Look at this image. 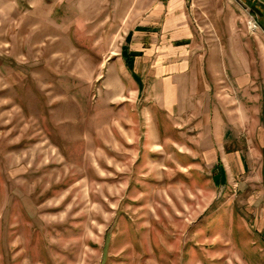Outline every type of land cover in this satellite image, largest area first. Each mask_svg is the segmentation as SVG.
<instances>
[{"label": "rangeland", "instance_id": "obj_1", "mask_svg": "<svg viewBox=\"0 0 264 264\" xmlns=\"http://www.w3.org/2000/svg\"><path fill=\"white\" fill-rule=\"evenodd\" d=\"M155 1L0 0V264H264V184L222 188L196 144L164 143L159 113L152 136L143 47L130 46ZM184 12V55L211 88L199 98L218 86L245 104L232 85L244 73L261 95L264 32L245 1Z\"/></svg>", "mask_w": 264, "mask_h": 264}, {"label": "crops", "instance_id": "obj_2", "mask_svg": "<svg viewBox=\"0 0 264 264\" xmlns=\"http://www.w3.org/2000/svg\"><path fill=\"white\" fill-rule=\"evenodd\" d=\"M244 1L264 32V0ZM136 7L134 4V10ZM184 19V0H156L140 23L138 34L142 43L139 47L130 46L138 50L143 47L134 59V78L148 83L152 136L157 129L155 115L159 113L171 122L170 136L163 137L164 143H178L172 138L180 137L183 144H196L197 148L191 149L192 157L213 166L214 180L222 188L233 184L236 191L237 182L249 179H253L251 185L257 181L264 184V91L253 95L251 75L244 73L235 75L232 85L247 98H243L245 104L254 100L256 104L232 105L231 97L222 100L218 86L213 88L212 101L204 95L199 98L201 92L205 94L211 88L199 78L197 59L192 61L184 55L191 37L182 24ZM132 84L139 93L137 83L132 80ZM227 89L232 90L230 86ZM184 113H188L186 120L178 117L179 122L173 121L176 115ZM261 200L254 221L264 236V197L258 199L259 203Z\"/></svg>", "mask_w": 264, "mask_h": 264}, {"label": "bare ground", "instance_id": "obj_3", "mask_svg": "<svg viewBox=\"0 0 264 264\" xmlns=\"http://www.w3.org/2000/svg\"><path fill=\"white\" fill-rule=\"evenodd\" d=\"M249 24V29H251V31H257L258 30V26L255 23H248Z\"/></svg>", "mask_w": 264, "mask_h": 264}, {"label": "built area", "instance_id": "obj_4", "mask_svg": "<svg viewBox=\"0 0 264 264\" xmlns=\"http://www.w3.org/2000/svg\"><path fill=\"white\" fill-rule=\"evenodd\" d=\"M249 23H256V24H258V22L253 17H250Z\"/></svg>", "mask_w": 264, "mask_h": 264}]
</instances>
